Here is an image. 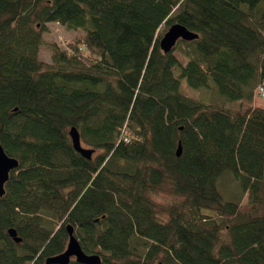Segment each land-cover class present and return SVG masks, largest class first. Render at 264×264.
<instances>
[{
    "label": "trees",
    "instance_id": "obj_1",
    "mask_svg": "<svg viewBox=\"0 0 264 264\" xmlns=\"http://www.w3.org/2000/svg\"><path fill=\"white\" fill-rule=\"evenodd\" d=\"M50 23L86 32L50 43L45 62ZM175 23L199 37L164 53ZM182 79L213 80L220 99L184 94ZM259 86L264 0H0V144L19 162L0 197V264H44L68 225L102 264H264ZM164 189L177 199L155 201Z\"/></svg>",
    "mask_w": 264,
    "mask_h": 264
},
{
    "label": "water",
    "instance_id": "obj_2",
    "mask_svg": "<svg viewBox=\"0 0 264 264\" xmlns=\"http://www.w3.org/2000/svg\"><path fill=\"white\" fill-rule=\"evenodd\" d=\"M198 37L199 35L197 33L189 30L186 26L180 23H175L172 24L162 35L160 39V47L164 53H169L177 45L179 40L192 41ZM69 135L75 150H77L86 158L90 159L94 150L82 145L79 129L76 126H72L69 129ZM181 151L182 149L180 145L178 149V155L181 154ZM18 165V160L9 156L4 150L3 146L0 144V197L5 194V184L9 181L11 172L15 170ZM67 230L69 239L65 251L47 258L44 264H69L72 259H75L81 264L103 263L102 257L99 254H89L84 251L78 237L75 234L73 226L68 225ZM9 233L16 242L20 243L22 241V239L17 236L15 229H10Z\"/></svg>",
    "mask_w": 264,
    "mask_h": 264
},
{
    "label": "rangeland",
    "instance_id": "obj_3",
    "mask_svg": "<svg viewBox=\"0 0 264 264\" xmlns=\"http://www.w3.org/2000/svg\"><path fill=\"white\" fill-rule=\"evenodd\" d=\"M49 26H50V32L44 35L46 44L43 46L41 50V56L45 62H51L52 50L50 49V46H49L50 43L58 42L61 46H64L67 40H72L75 37L82 36L86 32L84 29L69 30L65 26L58 24V23H50ZM181 91L184 94L191 96L195 99H198L204 103H213L220 99L219 93L216 89V86L213 80L210 81L209 87L193 88V87L188 86L186 80L182 79ZM259 102H260V105L264 107V100H260ZM251 105L252 104L245 102L243 105V109L250 107ZM231 107L237 108L239 107V103L235 102L231 104ZM224 183H225L224 187L225 189H227L226 190L227 194L237 199L240 194V190L237 187V183L232 182L231 180L225 181ZM153 198L155 199V201H157L158 203H162V204H169L177 199L174 197V195L169 190H166V189L161 191L159 194L154 195ZM239 201L241 202L243 210L247 211L249 209H252L250 202H249L250 201L249 193H247L246 195L239 196Z\"/></svg>",
    "mask_w": 264,
    "mask_h": 264
},
{
    "label": "built area",
    "instance_id": "obj_4",
    "mask_svg": "<svg viewBox=\"0 0 264 264\" xmlns=\"http://www.w3.org/2000/svg\"><path fill=\"white\" fill-rule=\"evenodd\" d=\"M257 95H258L259 97H263V98H264V87H263V86H259V87L257 88Z\"/></svg>",
    "mask_w": 264,
    "mask_h": 264
},
{
    "label": "crops",
    "instance_id": "obj_5",
    "mask_svg": "<svg viewBox=\"0 0 264 264\" xmlns=\"http://www.w3.org/2000/svg\"><path fill=\"white\" fill-rule=\"evenodd\" d=\"M259 102V101H258Z\"/></svg>",
    "mask_w": 264,
    "mask_h": 264
}]
</instances>
